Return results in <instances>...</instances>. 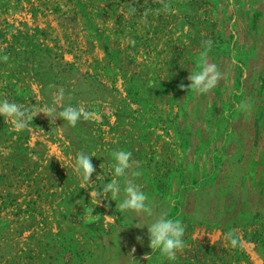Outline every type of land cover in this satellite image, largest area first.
I'll list each match as a JSON object with an SVG mask.
<instances>
[{
	"label": "rangeland",
	"instance_id": "374dc122",
	"mask_svg": "<svg viewBox=\"0 0 264 264\" xmlns=\"http://www.w3.org/2000/svg\"><path fill=\"white\" fill-rule=\"evenodd\" d=\"M209 39L221 78L198 94L187 77ZM57 91L94 116L0 118V264H264V0H0V99L35 114ZM118 149L145 225L182 221L174 258L73 173L84 151L87 187L109 182Z\"/></svg>",
	"mask_w": 264,
	"mask_h": 264
},
{
	"label": "clouds",
	"instance_id": "9594fccd",
	"mask_svg": "<svg viewBox=\"0 0 264 264\" xmlns=\"http://www.w3.org/2000/svg\"><path fill=\"white\" fill-rule=\"evenodd\" d=\"M203 45L200 66L195 71H191L187 77L190 81L187 85L188 89L194 90L198 94H208L216 87L221 78L217 64L210 63L207 59L212 41L210 39L205 40ZM38 113H44L49 118H55V120L60 118L70 126H75L80 120H89L94 116L93 112L82 107L64 103L63 91H57L50 102L42 105L35 114H33L32 107L22 108L14 100L0 99V118L10 120L17 131L26 130L33 117ZM91 157L94 156L80 151L75 154L74 161L70 162L75 176L82 180L86 185L85 188L91 190V197L95 196L97 200L98 196H103L112 201H118L120 212L124 216H130V224L136 221L135 227H147L149 248L154 252L158 251L163 256L174 258L176 252L185 245L184 225L180 219L168 218L166 215L148 219L145 225L144 217H152V210L147 203L148 195L135 182L134 177L137 173L131 170L134 164L132 153L124 149L112 151L108 161L111 179L107 183L98 185L95 189L87 187V185L96 184V182L90 183V177L95 171ZM228 237L231 244L237 243L231 233L228 234ZM136 240L139 243L142 238L138 236ZM132 252H135V246H133ZM145 258L148 259L147 254ZM132 261L136 260L131 258L129 264H132Z\"/></svg>",
	"mask_w": 264,
	"mask_h": 264
}]
</instances>
